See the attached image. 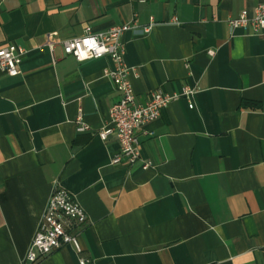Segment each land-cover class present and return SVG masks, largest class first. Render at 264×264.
Instances as JSON below:
<instances>
[{
	"label": "crops",
	"instance_id": "crops-1",
	"mask_svg": "<svg viewBox=\"0 0 264 264\" xmlns=\"http://www.w3.org/2000/svg\"><path fill=\"white\" fill-rule=\"evenodd\" d=\"M263 1L0 0V48L25 51L19 74L0 76V264H26L54 181L86 214L81 253L35 264H264V35L227 25ZM130 23L120 40L136 102L193 91L152 137L137 133L148 171L112 165L116 139L95 134L119 100L111 59L78 62L59 44Z\"/></svg>",
	"mask_w": 264,
	"mask_h": 264
},
{
	"label": "built area",
	"instance_id": "built-area-1",
	"mask_svg": "<svg viewBox=\"0 0 264 264\" xmlns=\"http://www.w3.org/2000/svg\"><path fill=\"white\" fill-rule=\"evenodd\" d=\"M230 29H250L253 33L264 35V1L256 5L251 17L243 10L236 18L227 20ZM134 24H123L110 27L102 32H92L86 28L83 35L73 39L60 41L62 53L71 56L78 62L109 57L112 69L106 71L112 85L119 93V100L113 104L108 112V125L95 134L101 141L112 136L116 139L119 149L112 155L111 164L124 163L130 167L138 164L142 171L153 170L150 160H145L139 154L138 132L145 137H152L153 131L146 127L156 121L161 111L173 100L179 97L188 98L193 91L183 89L180 94H166L159 90L149 93L143 103L135 100L134 92L129 81L130 69L124 61V49L120 40L123 33L134 30ZM150 25L141 29L147 33ZM55 33L45 36L44 47L52 56L57 44ZM210 56L212 51H208ZM25 55L23 48L8 45L0 48V76L14 77L19 74V66ZM192 107L191 103L188 105ZM76 132H87L89 127L83 122L79 111L75 119ZM87 224L84 210L57 181L53 182L44 212L38 222L28 249L24 255L26 264H35L52 252L70 246L76 254L81 253L78 235ZM78 264H86L79 258Z\"/></svg>",
	"mask_w": 264,
	"mask_h": 264
}]
</instances>
